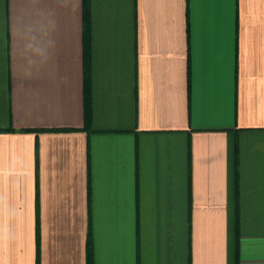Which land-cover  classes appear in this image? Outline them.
I'll list each match as a JSON object with an SVG mask.
<instances>
[{"label": "crops", "instance_id": "crops-1", "mask_svg": "<svg viewBox=\"0 0 264 264\" xmlns=\"http://www.w3.org/2000/svg\"><path fill=\"white\" fill-rule=\"evenodd\" d=\"M89 246L264 264V0H0V264Z\"/></svg>", "mask_w": 264, "mask_h": 264}, {"label": "trees", "instance_id": "trees-1", "mask_svg": "<svg viewBox=\"0 0 264 264\" xmlns=\"http://www.w3.org/2000/svg\"><path fill=\"white\" fill-rule=\"evenodd\" d=\"M90 116H91L90 90H89V87L87 85V92H86V119L89 120ZM88 264H92L90 246H89V250H88Z\"/></svg>", "mask_w": 264, "mask_h": 264}]
</instances>
